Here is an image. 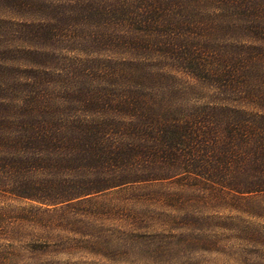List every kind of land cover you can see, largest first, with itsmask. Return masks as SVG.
<instances>
[{
	"label": "trees",
	"instance_id": "trees-1",
	"mask_svg": "<svg viewBox=\"0 0 264 264\" xmlns=\"http://www.w3.org/2000/svg\"><path fill=\"white\" fill-rule=\"evenodd\" d=\"M4 1L45 18L22 25L24 76L0 86V193L71 206L187 176L264 193V0Z\"/></svg>",
	"mask_w": 264,
	"mask_h": 264
},
{
	"label": "rangeland",
	"instance_id": "rangeland-1",
	"mask_svg": "<svg viewBox=\"0 0 264 264\" xmlns=\"http://www.w3.org/2000/svg\"><path fill=\"white\" fill-rule=\"evenodd\" d=\"M38 18L45 17L0 3V67L12 72L0 69V86L24 76V64L13 60L26 46L22 25ZM231 34L217 35L210 49H227ZM60 106L68 113L60 118L78 117L79 107ZM192 179L131 183L71 206L0 193V264H264V193L220 196Z\"/></svg>",
	"mask_w": 264,
	"mask_h": 264
}]
</instances>
